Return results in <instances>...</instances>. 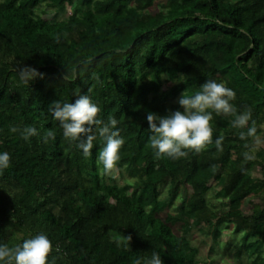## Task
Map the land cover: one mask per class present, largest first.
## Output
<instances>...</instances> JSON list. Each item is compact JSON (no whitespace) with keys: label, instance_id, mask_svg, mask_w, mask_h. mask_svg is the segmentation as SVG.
Here are the masks:
<instances>
[{"label":"trees","instance_id":"1","mask_svg":"<svg viewBox=\"0 0 264 264\" xmlns=\"http://www.w3.org/2000/svg\"><path fill=\"white\" fill-rule=\"evenodd\" d=\"M63 4L75 13L62 14ZM23 66L43 78L24 84ZM208 80L234 90L238 113L252 110L255 137L241 140L247 128L213 113L204 151L157 159L148 112L183 111L181 94ZM76 93L90 95L98 118L118 120L124 144L111 175L97 162L105 141L97 136L85 158L49 111ZM13 126L41 136L24 140ZM263 126L264 0H0V153L11 157L0 171L2 245L44 233L48 264H145L153 251L163 264H220L229 231L240 236V264H264V205L242 210L250 196H264V150L254 151ZM48 130L56 139L45 144ZM245 151L255 158L246 162ZM195 229L211 239L207 258L193 244Z\"/></svg>","mask_w":264,"mask_h":264},{"label":"clouds","instance_id":"2","mask_svg":"<svg viewBox=\"0 0 264 264\" xmlns=\"http://www.w3.org/2000/svg\"><path fill=\"white\" fill-rule=\"evenodd\" d=\"M18 71L19 79L24 84L29 85L30 81L37 77L43 78V74L31 66L20 67ZM64 79H67V76ZM96 79L99 81V77ZM76 96L78 98L75 102L54 101L49 111L53 118L60 122L64 139L79 141L77 146L82 150L85 158L91 156L93 142L97 136L105 141V145L97 154V162L102 165V174L111 175L117 167L120 150L124 144V139L117 127L118 120L112 116H109L107 121L98 118L100 108L92 101L90 95L76 93ZM235 98L236 93L233 89L224 83L208 80L194 94L189 95L187 91L181 94L178 104L184 109L183 111H169L163 116L148 112L146 120L149 131L152 133L149 143L154 150L155 157L159 159L167 156L178 160L186 157L189 151L197 154L204 151L208 145L213 143L211 124L213 113L217 116H234L231 126L235 129L247 128V132L240 131L241 140L255 137L257 129L255 121H252V110L247 108L238 113L232 104ZM250 121H252L251 127H249ZM10 132L19 133L24 140L41 136L40 132L32 126L23 128L13 126ZM85 136L86 139L82 138ZM55 139L56 133L53 130L44 132L41 137L45 144ZM223 141L222 135L215 140L218 151H223ZM244 147L248 149L249 145L245 143ZM243 156L246 162L255 158L254 154L249 151H245ZM10 160L9 153H0V171L10 166ZM126 239L130 241L131 237H126ZM56 250L59 251V249ZM52 252L51 240L46 234L40 233L15 247L0 244V264H48V258ZM52 264H55V258ZM136 264H141V261L138 259ZM145 264H163V260L158 251H153L151 257L145 260Z\"/></svg>","mask_w":264,"mask_h":264},{"label":"rangeland","instance_id":"3","mask_svg":"<svg viewBox=\"0 0 264 264\" xmlns=\"http://www.w3.org/2000/svg\"><path fill=\"white\" fill-rule=\"evenodd\" d=\"M61 12L64 15H71L72 13H75V7L73 5H69V4H63L61 6ZM40 14V13H38ZM43 17L45 19H51L53 18V15L50 16H45L43 15ZM263 130H264V126H263ZM260 150H264V134L262 137H259L255 140L254 142V151L255 153H257ZM259 176H261L259 174ZM116 177H118V175H116ZM120 184H123V180H119ZM118 182V183H119ZM255 205H264V196L263 194L260 195H252L250 196L248 199H246L243 203L242 206V210L246 215H250L253 212L254 206ZM192 236V240H193V244L196 245L197 247H199L200 249V254L202 258H207L208 255V251H209V247L206 242H210V238H205L204 235L202 233H200L197 229L194 230ZM240 236L239 235H235L229 231L224 232L222 238H221V243H220V247L217 248L216 251V256L218 258H221L222 261L220 264H240L239 261L236 260L235 258V248H234V244L239 241ZM227 246H224V245ZM214 257V258H215ZM241 261H245L246 259L243 256V258L241 259Z\"/></svg>","mask_w":264,"mask_h":264}]
</instances>
